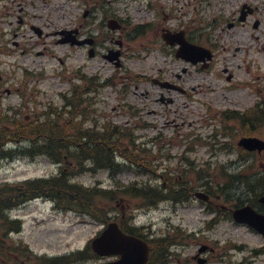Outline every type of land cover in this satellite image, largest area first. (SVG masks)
Segmentation results:
<instances>
[{
    "label": "rangeland",
    "instance_id": "obj_1",
    "mask_svg": "<svg viewBox=\"0 0 264 264\" xmlns=\"http://www.w3.org/2000/svg\"><path fill=\"white\" fill-rule=\"evenodd\" d=\"M244 2L254 7L253 13L246 24L230 27ZM181 31L192 42L214 48L207 70L177 57L176 49L164 41V34H175L178 39ZM73 37L85 42L71 43ZM65 38L70 39L63 42ZM175 45L180 44L175 40ZM117 49L121 50V66L107 58L117 61L111 51ZM185 52L197 56L193 49ZM84 74L108 81L92 93V120L105 122L109 117L130 130L135 128L139 144L133 147L148 148L144 154L151 155L147 160L151 167L156 165V172H162L166 184L173 180L172 175H178L175 170H187L189 161L196 170L188 177L195 171L214 174L213 185L203 186L212 194L218 189L214 184L221 181L225 187L231 183L219 175L223 166L239 174L264 165V152L257 162L251 159L240 163V138L237 133L231 136L221 131L240 122L232 119L236 111L252 105L260 106L264 123V0H0L3 108L20 109L30 118L51 101L62 103L61 93ZM156 78L175 82L186 91L162 86ZM251 80L254 82L245 83ZM262 126L259 136L264 138ZM22 144L25 142L18 145ZM167 169L172 170L170 175ZM58 170L45 156L0 158V183L50 176ZM156 177L149 168L138 172L136 168L124 169L116 176L97 168L77 171L74 180L113 190L123 202L124 217L134 214L137 224H152L154 236L176 238L178 228L195 231L197 242L188 238L185 246L177 248L178 255L170 256L169 264H200L195 254L205 244L212 250L207 264H264V254L256 256L253 251L264 245L263 236L225 215L208 223L214 214L204 211L201 198L192 196L185 203L171 199L145 210L136 204L139 199L135 194L120 191L134 180L154 188L162 183ZM180 180L181 176L176 179ZM150 192L151 196L154 191ZM229 192L233 199L229 204H235L238 198L247 202L256 198L238 182ZM11 213L22 219V230L12 237L23 242L2 244L12 254L9 264H17L20 259H26L27 264H48L40 255L82 249L104 227L100 221L57 209L42 198L27 201ZM116 213H121L120 207ZM236 243L247 248H235ZM104 259L97 257L85 264H98Z\"/></svg>",
    "mask_w": 264,
    "mask_h": 264
},
{
    "label": "trees",
    "instance_id": "obj_2",
    "mask_svg": "<svg viewBox=\"0 0 264 264\" xmlns=\"http://www.w3.org/2000/svg\"><path fill=\"white\" fill-rule=\"evenodd\" d=\"M69 96H64L63 103H49L46 109L32 119H24L19 112L10 114V109H3L0 102V155L28 154L31 156L44 154L55 162L61 163L62 169L58 175L49 178H38L21 181L15 184H0V225L6 228L18 229L19 221H9L4 211L36 197H48L63 209L76 210L100 221H107V211L115 208L113 203L117 193L99 187H85L72 183L70 176L72 168L83 169L108 168L113 174L123 170V165L116 161L117 152L125 162L139 170L151 167L144 149L136 144L133 131L111 121H107L98 129V122L93 126L86 123L91 118L92 98L88 96L89 89L75 85ZM8 141L26 142L19 149H5ZM129 141L128 145H124ZM91 161V166L85 163ZM150 187L136 183L120 189L124 194H135L139 206L156 202L146 197ZM154 194H158L155 193ZM160 195V194H158ZM113 210V209H112ZM103 214V216H100ZM128 229V228H126ZM1 244V241H0ZM158 251L165 257L169 243L161 239L157 242ZM92 254L91 249L80 253V256ZM55 261V262H54ZM53 264L69 260L54 259Z\"/></svg>",
    "mask_w": 264,
    "mask_h": 264
},
{
    "label": "water",
    "instance_id": "obj_3",
    "mask_svg": "<svg viewBox=\"0 0 264 264\" xmlns=\"http://www.w3.org/2000/svg\"><path fill=\"white\" fill-rule=\"evenodd\" d=\"M242 143L250 149L264 148V142L258 139L243 140ZM259 229L264 232L263 228ZM93 248L100 254L121 253L120 260L106 264H145L149 253L147 242L125 234L116 223H111L107 230L94 240Z\"/></svg>",
    "mask_w": 264,
    "mask_h": 264
},
{
    "label": "flooded vegetation",
    "instance_id": "obj_4",
    "mask_svg": "<svg viewBox=\"0 0 264 264\" xmlns=\"http://www.w3.org/2000/svg\"><path fill=\"white\" fill-rule=\"evenodd\" d=\"M243 10L247 11L246 18L243 20V22H241V23H244V24H245V23L247 22L249 16H250V14L253 13V11H254V7H252L251 5H250V6H249V5H242V7H241V12H242ZM258 23H259V20H257V21L254 23V26H257ZM233 25H234V23H232L230 26H233ZM257 127H258V124L256 123V124L253 126V129H254V128H257Z\"/></svg>",
    "mask_w": 264,
    "mask_h": 264
},
{
    "label": "bare ground",
    "instance_id": "obj_5",
    "mask_svg": "<svg viewBox=\"0 0 264 264\" xmlns=\"http://www.w3.org/2000/svg\"><path fill=\"white\" fill-rule=\"evenodd\" d=\"M154 169V167H152Z\"/></svg>",
    "mask_w": 264,
    "mask_h": 264
}]
</instances>
